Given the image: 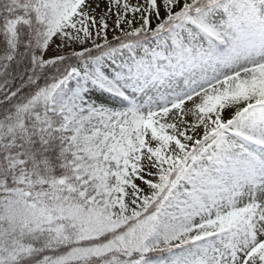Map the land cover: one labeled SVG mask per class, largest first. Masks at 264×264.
I'll use <instances>...</instances> for the list:
<instances>
[{"label":"snow or ice","instance_id":"snow-or-ice-1","mask_svg":"<svg viewBox=\"0 0 264 264\" xmlns=\"http://www.w3.org/2000/svg\"><path fill=\"white\" fill-rule=\"evenodd\" d=\"M0 264H264V0H0Z\"/></svg>","mask_w":264,"mask_h":264}]
</instances>
